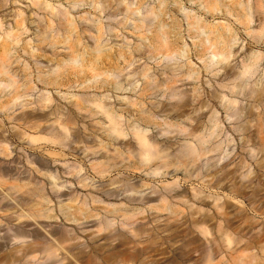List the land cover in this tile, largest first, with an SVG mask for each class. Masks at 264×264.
<instances>
[{
	"label": "rangeland",
	"instance_id": "obj_1",
	"mask_svg": "<svg viewBox=\"0 0 264 264\" xmlns=\"http://www.w3.org/2000/svg\"><path fill=\"white\" fill-rule=\"evenodd\" d=\"M81 1L83 0H0V64H7L10 68L9 75L17 82V94H0V140L2 136L5 137L13 151L10 159L0 164V172H4L6 179H0V264H9L5 258L24 245L22 240H14L19 232L28 235L24 239L26 242H32L33 238L39 236L38 238L51 243L55 239L64 249H59V256L57 254L52 260L43 259L44 255L41 254L29 264H76L75 261L79 264H182L183 257L186 256L194 260L192 248H203L207 240L212 239L215 223L212 216L214 207L200 204L197 199L201 196H213L216 191L211 177L202 178L196 174L185 176L174 166L162 169L160 175L149 176L142 170L135 169L138 164H129L135 162L132 153L139 151L133 134L128 132L129 125L135 122L133 114L155 112L160 122L164 118L177 126L181 123L182 111L178 109L177 97H162L160 92L148 90V86L136 89L130 86L138 79L139 85L143 83L140 77L142 70H146L157 83L165 82L166 76L162 75L166 72L165 66L173 64V61L149 59L154 53L153 45L157 44L161 34L154 28L151 31L147 28H133L131 16L128 17L123 9L126 5L137 2V6L144 12L147 6L158 4L159 1L164 3V10L168 13L166 18L172 27L168 29L171 48L188 53L187 58L177 60L176 67L190 61L194 68L202 71L199 81L190 80L191 85L187 88L191 89L195 84L194 87L200 89L204 101L211 98L214 89H222L203 68L198 55L201 49L190 38L182 9L195 14L204 26L230 29L237 39L234 49L239 51L231 62L235 67L234 71L238 70V63L250 50L261 52L262 67L255 78L261 77L263 85L264 46L259 47L248 35L244 8L240 6L244 3L243 0H217L218 9L210 12L196 6L191 0H99L102 3L101 10L83 5ZM38 3L49 5L55 11L67 12L73 25L68 26L60 16L53 18L50 11L41 9ZM75 3L78 4L74 7ZM94 20L97 22H93ZM95 24L100 28V35L94 29ZM257 25L258 23L251 24V30L256 29ZM49 27H52L51 32ZM68 28H71V32L66 31ZM46 31L50 33L49 39L45 40L43 32ZM10 32L13 37L8 38ZM96 37L100 38L102 45V53L98 57L93 55ZM73 51L83 57L81 65L71 63ZM57 67L60 71L55 74L52 71ZM116 69L123 70L118 72ZM177 72V79H181L180 71ZM99 73H102V83L92 82L91 78ZM116 73L123 90H115L114 79L108 78ZM168 75L172 76V73L168 72ZM177 86L182 85L178 83ZM16 95L20 98L14 106L11 100ZM47 95L51 101L42 109L39 101ZM97 96H102V102L108 104L115 114L123 117L127 136L116 141L108 139L100 130L104 127L101 125L104 121L102 115L89 117L90 104L82 111L76 108V103L85 107V100H95ZM214 103L224 128L233 139L225 149L234 148L235 154L241 150L240 147H264L263 107L260 108L262 134L252 135L255 121L246 119L243 123L249 128L248 135L252 136L251 141L244 144V135L233 130V121L226 118V112L218 101ZM240 105L251 108L250 101L243 98H239ZM56 108L65 117L69 116L75 121L76 125L69 124L68 131L59 132L61 134L56 137L46 129L55 120V116H50L48 123L42 122L44 126L41 130L30 129V116L48 115ZM148 130V136L155 146L165 150L172 158L181 142V135L176 132V128L172 132H164L151 126ZM27 135L36 137L38 141L30 144ZM54 137L56 141L52 142ZM102 147H106L107 152ZM85 154H88L87 157ZM94 159L101 161L103 166L94 169L89 163ZM229 159H224L217 166L228 163ZM248 159L252 165L251 173L254 171L250 178L257 173L264 184V169L262 172L257 171L259 168L255 164L256 160L250 157ZM75 166L82 168L80 176H68L65 172ZM43 172L53 174L57 179L55 182L64 184L65 187L57 193L52 191L49 179L42 175ZM165 172L167 174H162ZM79 177L88 178V181L95 184V188H81L77 184ZM259 179L256 180L257 183ZM37 189H40L39 196H35L36 193L33 192ZM116 189L117 193L114 192ZM148 192L153 196L149 200L160 196L167 198L169 209H150L149 204H145L148 199L138 196L143 193L148 197ZM42 196L47 197L50 202L42 201ZM221 196L222 201L228 199L224 197L225 194ZM83 197L91 209L87 218L78 223L66 221L59 212V205L67 204L69 198L79 200ZM35 202L41 203L40 206L33 208L32 204ZM68 204L76 206L75 203ZM152 204H157V201L154 200ZM47 208L52 210L51 215L55 218L48 222H43L42 218L33 219L39 210ZM19 216L22 218L17 222ZM203 216L206 218L205 222L201 220ZM106 219L112 220L113 225L108 228L104 225L100 227V223L104 224ZM123 225L125 226L121 227ZM200 225L202 227L199 228L208 231L207 235L197 229ZM65 236L70 237L66 243L63 240Z\"/></svg>",
	"mask_w": 264,
	"mask_h": 264
},
{
	"label": "bare ground",
	"instance_id": "obj_2",
	"mask_svg": "<svg viewBox=\"0 0 264 264\" xmlns=\"http://www.w3.org/2000/svg\"><path fill=\"white\" fill-rule=\"evenodd\" d=\"M191 1L196 6L200 8L203 7L209 12L218 9L217 0ZM243 2L244 3L240 6L244 8L248 35L259 47H263L264 0H243ZM80 3L92 6L94 9H102V3L99 0H83ZM77 4L78 3H75L74 7ZM37 5L41 9L50 11L53 18L60 16L68 26L73 25V22L68 19L67 12L55 11L49 5L43 6L42 3H38ZM164 8V3L159 1L158 4H153L144 8V12H142L141 7L137 6V2L126 5L123 9L128 17L131 16L130 19L133 21V28H147L150 29V31L154 28L161 34L157 44L153 45L154 53L149 59L156 61L157 58H160L158 60L173 61V64L165 66L166 72L162 74L166 76L165 82L161 84L157 83L155 78L148 74L146 70H142L140 72V77L143 83L139 85L138 79L130 86H134L133 88L135 89L137 87L142 88L143 86H148V90L158 91L161 93L162 97L168 96L169 99L177 97L179 99L177 105L178 109L182 111L180 115L181 123L174 126L168 123L164 118L162 122H160L155 112L146 114L142 111L141 113L133 114L135 122L129 125L128 132L133 134V138L139 146V151L137 153H132L135 162L129 164H138L135 169L142 170V172H145L146 175L149 176L160 175L162 169H168L169 166H174L176 169L179 168L185 176L196 174L202 178L211 177L216 191L215 194L213 196H201L197 199L198 193L196 199L200 204H209L214 207L212 216L215 223L213 226V233L211 234L212 239L207 240L203 248L193 247L192 252L195 259L193 260L189 256L183 257L184 260L182 264H264V184L261 183L257 173L252 179L250 178V175L253 174L254 171L251 173L252 165L248 162V157L255 159V164H257L259 168L257 171L262 172V169H264V147H240L241 150H238L235 154H233L234 148L225 149V147L230 146L233 139L230 138L229 132L224 128L219 111L215 108L216 103H214V101H218L222 109L226 112V118L233 121V130L244 135V144L251 141L250 138L252 135H261L260 108H264V85L262 78H255V76H257L262 67L263 54L259 51L250 50L238 63V70L234 71L235 67L231 65V62L237 57L239 51H235L234 49L237 45V39L231 34L230 29L218 26L213 28L204 26L203 22L195 14H192L191 11H187L186 9H182L189 28L190 38L194 40V45L201 49L198 55L203 64V68L206 72L210 73L215 79L218 87L222 89H214L211 93V98L208 101H204L200 89L194 87L195 84H193L194 86L191 89L187 88L188 85H191V83H189L190 80L199 81L200 76L203 75L202 71L199 68H194L190 61L182 66L178 65L179 67H176L178 64L177 60H181L185 57L187 58L188 53L186 51H182L181 53L171 48L172 44L168 37V29L170 30L172 27L166 18L168 13ZM132 17L134 18L132 19ZM93 22L97 21L94 20ZM256 23H258L256 29L254 28L251 30V24ZM94 29L97 35H100V28L96 26V24ZM49 31H52V27H49ZM66 31L71 32V28L66 29ZM50 32H43V38L45 40L49 39ZM11 37H13L12 32L8 34V38ZM94 45L93 55L98 57L102 53V45L100 44L99 37L95 38ZM83 62V57L76 55L75 51H73L71 63L73 65H81ZM122 70L123 69H116L118 72H122ZM178 70L181 73V79H177ZM59 71L60 69L57 67L52 72L57 74ZM168 72L172 73V76H169ZM9 74L10 68L5 62H2L0 64V94L2 93L8 96L11 95L10 92L16 93L17 88V82L14 80V77ZM104 74L107 75V72ZM111 76L112 77L108 78L114 79V89L123 90L124 87L118 80L117 73L111 74ZM186 80H188V83L185 84ZM91 81L94 83H102V73L94 75ZM178 83H181L182 86H177ZM184 85H187L185 89H183ZM179 87H182V89L179 90ZM19 98L20 96L18 95L15 97L13 96L11 102L14 103V106ZM239 98L250 101L251 108L239 106ZM50 101L49 95L44 96L39 101V103H41V108H46V103ZM84 102H86L85 107H81L79 103H76V108L82 111L90 104L91 115L89 117L98 114L102 115L104 121L101 122V125L104 127L100 130H102L103 134H105L108 139L116 141L128 135V132H126L127 128H124L123 117L115 114L108 104L103 103L102 96H97L95 100H85ZM50 116H55V120L50 122L46 129L50 130V133L52 135L55 134L56 137L61 134L59 132L66 133L69 129V124L76 125L75 121L69 118V116L65 117L60 110L56 108L51 110L48 115L30 116V129L41 130L44 126L42 122L45 121V123H48L50 121L48 117ZM63 117L65 118L64 120ZM246 119L251 122L255 121L252 135H248L249 128H246L243 123ZM151 126L164 132H172L175 127L176 132L181 135V142L172 158L165 153V150L156 147L148 136V128ZM56 137L52 138V142L56 141ZM27 138L30 144H34L38 141L34 136L27 135ZM102 149L106 150V147H102ZM116 152L118 151L116 150ZM12 153L13 151L10 150V144L6 138L2 136L0 140V164L10 159ZM232 154L233 156L231 157ZM87 155L88 154H85V157H87ZM226 158H230L228 163L218 167L217 165ZM89 163L94 169L103 166V163L96 159ZM81 170V167L75 166L68 168L65 173L68 176H78L80 172H82ZM39 171L41 172L42 170ZM162 174L167 173L165 172ZM4 175V172H0V179L2 177L4 178ZM42 175L49 179L52 191L57 193L65 187L64 184H57L55 182L57 179H55L53 174L43 172ZM245 179H247V182ZM258 179L259 182L257 183L256 180L258 181ZM6 184L5 182V185ZM77 184L84 189L95 188V184L88 181V178L79 177ZM15 185L16 184H14V186ZM65 185L67 184L65 183ZM33 192L36 193L34 194L35 196H39L40 189L34 190ZM114 192L117 193V189L114 190ZM13 194H15V192ZM222 194H225L224 197H228V199L222 201ZM150 195L145 197L142 193L138 196H140L141 199H148L153 197ZM41 199L46 203L50 202L47 197L44 198L42 196ZM67 200L68 203H75L76 206H70L68 203L59 205V212L66 221L78 223L80 220L87 218L88 212L91 209L85 197L79 200L78 198H69ZM154 200L157 201V204H152ZM93 202H95V200H93ZM40 204L41 203L35 202L32 204V207L40 206ZM145 204H149V208L155 209V211H167L170 207L167 203V198L163 196L151 200L148 199ZM122 205L124 204L122 203ZM28 207L31 208V206ZM51 213L52 210L49 208L42 209L34 215L33 219L42 218L44 219L43 222H48L55 218ZM28 217L32 219L30 216ZM131 217H133V215ZM18 218H20V216ZM21 218L18 219L17 222H19ZM23 220L26 222L25 219ZM201 220L205 222V216H203ZM103 223L104 224L100 223L99 226L102 227V225H104L108 228L113 225L112 220L109 219H106ZM124 226L125 225L121 227ZM199 227H202V225L197 226V229L202 234L207 235L208 231L205 228ZM41 230L43 229L41 228ZM45 234L47 235V233ZM47 236L50 237V235ZM38 237L39 236L33 238L32 242H26L24 239H27L28 235L19 232L14 240H18V242L22 240L24 245L16 249V253L9 254V256L5 258L6 262L9 264H29L37 260V257L41 254L44 255L42 256L43 259L47 258L48 260H52L57 257V254L59 256V249L64 250L63 246H61L62 244L56 242L55 239L50 237V239L53 240L51 243ZM69 238L65 236L63 239L64 242H68L70 240ZM190 244L192 245L193 243ZM65 254L67 255L68 253L65 252ZM77 262L75 261L76 264H79Z\"/></svg>",
	"mask_w": 264,
	"mask_h": 264
}]
</instances>
